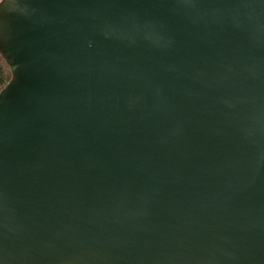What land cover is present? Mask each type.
Instances as JSON below:
<instances>
[{
	"label": "water",
	"instance_id": "water-1",
	"mask_svg": "<svg viewBox=\"0 0 264 264\" xmlns=\"http://www.w3.org/2000/svg\"><path fill=\"white\" fill-rule=\"evenodd\" d=\"M0 264H264V0H0Z\"/></svg>",
	"mask_w": 264,
	"mask_h": 264
},
{
	"label": "trees",
	"instance_id": "trees-1",
	"mask_svg": "<svg viewBox=\"0 0 264 264\" xmlns=\"http://www.w3.org/2000/svg\"><path fill=\"white\" fill-rule=\"evenodd\" d=\"M11 77L9 67L0 56V89H2Z\"/></svg>",
	"mask_w": 264,
	"mask_h": 264
},
{
	"label": "built area",
	"instance_id": "built-area-1",
	"mask_svg": "<svg viewBox=\"0 0 264 264\" xmlns=\"http://www.w3.org/2000/svg\"><path fill=\"white\" fill-rule=\"evenodd\" d=\"M1 90V89H0Z\"/></svg>",
	"mask_w": 264,
	"mask_h": 264
}]
</instances>
